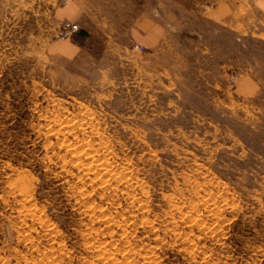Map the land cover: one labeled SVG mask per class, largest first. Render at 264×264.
I'll list each match as a JSON object with an SVG mask.
<instances>
[{"label":"rangeland","instance_id":"374dc122","mask_svg":"<svg viewBox=\"0 0 264 264\" xmlns=\"http://www.w3.org/2000/svg\"><path fill=\"white\" fill-rule=\"evenodd\" d=\"M47 6L0 0V264H264V35Z\"/></svg>","mask_w":264,"mask_h":264},{"label":"crops","instance_id":"0c3cea01","mask_svg":"<svg viewBox=\"0 0 264 264\" xmlns=\"http://www.w3.org/2000/svg\"><path fill=\"white\" fill-rule=\"evenodd\" d=\"M55 1L56 7L47 6L53 9V17L57 21L77 22L81 34L88 33L86 25H89V15L109 17L114 14V9H120L119 15H124L121 9H126V14L134 16L128 27L129 39L133 45H142L147 49L156 48L172 29L171 26L180 22L178 18L184 8H190L193 14L201 15L207 22L220 26L227 32L264 35V0ZM129 8L140 10L129 13Z\"/></svg>","mask_w":264,"mask_h":264},{"label":"built area","instance_id":"2783aa9c","mask_svg":"<svg viewBox=\"0 0 264 264\" xmlns=\"http://www.w3.org/2000/svg\"><path fill=\"white\" fill-rule=\"evenodd\" d=\"M77 31H78V25L77 24H75V23H66V24H63L60 27L57 36H58V38L60 40H67V39L72 38L77 33ZM136 48L137 49L139 48L140 50H143L144 49V47L143 46H140V45L139 46L137 45ZM234 79L235 78L233 76L230 77L229 83H233L234 82Z\"/></svg>","mask_w":264,"mask_h":264},{"label":"bare ground","instance_id":"6f19581e","mask_svg":"<svg viewBox=\"0 0 264 264\" xmlns=\"http://www.w3.org/2000/svg\"><path fill=\"white\" fill-rule=\"evenodd\" d=\"M67 1V0H66ZM126 253V252H125ZM109 261V260H108ZM112 260H110V262H111ZM105 262V261H104ZM114 262V261H113ZM113 262L111 263V264H113ZM115 264V263H114ZM121 264V263H120Z\"/></svg>","mask_w":264,"mask_h":264}]
</instances>
